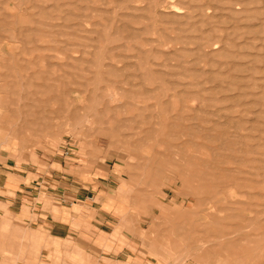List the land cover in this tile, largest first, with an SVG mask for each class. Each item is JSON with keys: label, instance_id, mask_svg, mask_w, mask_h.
I'll use <instances>...</instances> for the list:
<instances>
[{"label": "rangeland", "instance_id": "obj_1", "mask_svg": "<svg viewBox=\"0 0 264 264\" xmlns=\"http://www.w3.org/2000/svg\"><path fill=\"white\" fill-rule=\"evenodd\" d=\"M0 264H264V0H0Z\"/></svg>", "mask_w": 264, "mask_h": 264}, {"label": "crops", "instance_id": "obj_2", "mask_svg": "<svg viewBox=\"0 0 264 264\" xmlns=\"http://www.w3.org/2000/svg\"><path fill=\"white\" fill-rule=\"evenodd\" d=\"M68 191H71V188L70 187H68V189H67ZM73 190H75L72 194H70V198L69 199H67V200H69L68 202L67 201H64L65 199V197L64 196H67L68 197V195H66L65 193H63V194H60L63 198H62V200H59V202L63 205V204H65L66 202L69 204L70 203V205H74V206H77V207H79L80 208V206L82 205H80V202H81V197H80V193H79V191H78V188H76V189H73ZM85 199V198H84ZM65 215V214H64ZM59 217H60V214H59ZM64 217V216H63ZM63 217L61 216V219H63ZM52 221L53 222H50L48 225L50 226V232H52V229L54 228V227H56V231L58 230V229H62V227L61 226H64V225H68L67 224V222L65 221V220H57V219H52ZM59 231V230H58ZM67 231H69V229H67ZM54 232V231H53ZM102 239V238H101ZM102 240H104V239H102Z\"/></svg>", "mask_w": 264, "mask_h": 264}, {"label": "bare ground", "instance_id": "obj_3", "mask_svg": "<svg viewBox=\"0 0 264 264\" xmlns=\"http://www.w3.org/2000/svg\"><path fill=\"white\" fill-rule=\"evenodd\" d=\"M198 132V131H197ZM224 137V136H223ZM231 142V141H230ZM249 240V239H248ZM247 243V242H246ZM203 247V246H202Z\"/></svg>", "mask_w": 264, "mask_h": 264}]
</instances>
